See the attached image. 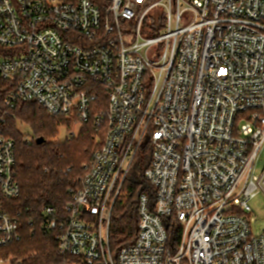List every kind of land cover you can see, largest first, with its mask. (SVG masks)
Returning a JSON list of instances; mask_svg holds the SVG:
<instances>
[{
    "label": "built area",
    "instance_id": "obj_1",
    "mask_svg": "<svg viewBox=\"0 0 264 264\" xmlns=\"http://www.w3.org/2000/svg\"><path fill=\"white\" fill-rule=\"evenodd\" d=\"M0 87V249L21 237L7 209L21 190L4 127L19 103L36 102L97 132L81 188L43 212L63 256L264 264V233L249 219L264 194V0H0ZM143 153L139 230L114 253V212Z\"/></svg>",
    "mask_w": 264,
    "mask_h": 264
},
{
    "label": "trees",
    "instance_id": "obj_2",
    "mask_svg": "<svg viewBox=\"0 0 264 264\" xmlns=\"http://www.w3.org/2000/svg\"><path fill=\"white\" fill-rule=\"evenodd\" d=\"M91 1L99 8L108 4V0ZM155 1L158 0H149L150 3ZM2 89L0 87V111L4 107L5 91ZM19 123L28 125L33 136L39 134L38 137L21 132ZM60 126H68V119L51 117L36 102L19 103L5 124L4 132L16 147L15 173L21 190L18 198L7 202V209L19 219L21 237L0 249V258L14 255L19 263L13 264H85L78 258L63 256L54 235L42 230L45 209L54 206L63 210L72 200L71 190L81 188V180L86 175L84 166L91 162L97 147L93 123L83 125L77 139L69 138L63 142L55 141ZM40 138L43 142L38 144ZM139 156L125 183L128 200H121L114 212L110 236L114 253L134 243L139 230L138 195L148 189L144 169L149 163L145 153Z\"/></svg>",
    "mask_w": 264,
    "mask_h": 264
},
{
    "label": "rangeland",
    "instance_id": "obj_3",
    "mask_svg": "<svg viewBox=\"0 0 264 264\" xmlns=\"http://www.w3.org/2000/svg\"><path fill=\"white\" fill-rule=\"evenodd\" d=\"M158 1H155L151 4L157 3ZM154 12L157 13V15H159L161 13V11L159 10H155ZM19 130H21V132H23L24 134H26L29 137H38L39 134H35V136H33V132L31 130V128L26 125V124H18ZM83 126L80 125L77 121L73 120V119H69L68 120V126H63V127H59L58 134L55 137V141H59V142H63L66 139L69 138H78V135L80 134V129ZM31 140V139H30ZM35 140V138L33 139ZM94 148V147H93ZM85 164V163H84ZM257 168H256V173H260L263 168H264V150L263 153L257 163ZM125 200L127 201V196L125 197ZM249 208L252 210V213L250 215V223H251V228H252V234L256 235V234H262L264 233V194L262 193H258V195L253 198V200H251L249 202ZM11 257H15L14 255H11L8 258ZM69 264H76V263H69Z\"/></svg>",
    "mask_w": 264,
    "mask_h": 264
},
{
    "label": "water",
    "instance_id": "obj_4",
    "mask_svg": "<svg viewBox=\"0 0 264 264\" xmlns=\"http://www.w3.org/2000/svg\"><path fill=\"white\" fill-rule=\"evenodd\" d=\"M42 142H43V139H41V138L38 139V141H37L38 144H41Z\"/></svg>",
    "mask_w": 264,
    "mask_h": 264
}]
</instances>
